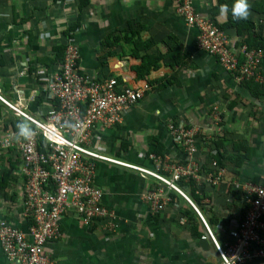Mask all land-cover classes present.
Returning <instances> with one entry per match:
<instances>
[{
  "label": "crops",
  "instance_id": "crops-1",
  "mask_svg": "<svg viewBox=\"0 0 264 264\" xmlns=\"http://www.w3.org/2000/svg\"><path fill=\"white\" fill-rule=\"evenodd\" d=\"M177 2L89 0L80 10L79 0H0L1 97L43 117L55 103L45 94L44 77L59 67L58 48L71 43L79 52L81 74L95 79L115 76L122 86L143 91L120 123L96 124L88 146L167 178L176 167L197 169V178L189 176L198 184L195 192L188 178L183 180L182 192L192 205L152 175L97 160L94 182L112 216L84 226L72 213L64 214L60 237L45 246L53 264H223L213 241L203 237L201 217L223 246L244 214L245 187L261 182L264 90L253 95L214 56L196 46L198 29L177 13ZM217 4L218 0H192L198 15L222 24L226 14L223 7L215 10ZM248 17L264 33V13L249 8ZM129 28L135 31V43L124 39ZM225 32L236 48L242 36L234 28ZM112 35L118 42L108 49L105 41ZM146 42L151 46L144 48ZM147 54L161 57L140 77L137 68ZM260 70L264 83V54ZM20 120L27 122L0 100V137L9 132L14 138ZM171 123L195 131L193 154L175 141ZM215 147L222 151V165L217 166L222 176L212 185L207 177L215 172L211 164ZM20 165L13 152L0 157V174L11 176L7 197L0 192V219L25 231ZM8 192L14 193L13 199ZM154 193L164 202L162 209L153 208ZM194 195H205L199 207ZM109 222L112 228L106 226ZM0 264H15L1 247ZM244 264L264 262L253 257Z\"/></svg>",
  "mask_w": 264,
  "mask_h": 264
},
{
  "label": "built area",
  "instance_id": "built-area-1",
  "mask_svg": "<svg viewBox=\"0 0 264 264\" xmlns=\"http://www.w3.org/2000/svg\"><path fill=\"white\" fill-rule=\"evenodd\" d=\"M176 11L186 22L196 26V46L214 56L239 82L260 78L261 50L248 49L245 43L234 48L228 34L211 19L198 15L192 0H178ZM242 60H239V56ZM79 52L67 43L58 69L45 79V94L54 105L37 118L16 104L0 96V100L31 125L35 134L17 140L9 132L0 137V157L19 156V174L22 179V217L27 222L25 231L6 218L0 219V247L15 264H53L45 252L46 244L61 235V219L68 212L81 225L111 217V211L102 203L103 191L95 184V162L104 160L133 168L154 176L169 189L182 194L175 184L181 176L198 177L197 169L189 165L176 167L167 178L157 170H150L114 157L103 155L88 146L91 131L96 124L104 126L120 123L123 113L143 95V91L122 86L115 76L95 79L79 72ZM170 132L188 153L196 151L195 131L169 124ZM215 172L207 182L216 185L222 176L215 161ZM154 196L152 206L162 209L164 202ZM245 211L230 229V240L218 244L209 226L201 217L206 235L216 248L223 264H244L257 257L264 262V168L259 184H247L243 198ZM106 226L112 228L109 222Z\"/></svg>",
  "mask_w": 264,
  "mask_h": 264
},
{
  "label": "trees",
  "instance_id": "trees-1",
  "mask_svg": "<svg viewBox=\"0 0 264 264\" xmlns=\"http://www.w3.org/2000/svg\"><path fill=\"white\" fill-rule=\"evenodd\" d=\"M88 2H89V0H79V9L81 10L84 6H86L88 4ZM248 4H249V8L251 10H253L254 12L264 13V0H258V1L254 0L252 2L248 1ZM225 5H227L228 8L231 9L232 0H218V4H217V7L215 10L217 11L219 8L224 7ZM212 14H215V12L213 11ZM215 23L224 31H225V29L234 28L236 33L242 36V39L239 42L240 44L245 43L247 45L248 49H254V50L259 49L264 54V33L262 31H260L259 28H257V25H256L254 20L250 19L249 17H247V19H244V20H234L231 16L230 11H229L226 14V21L225 22H223L222 24H219L215 21ZM72 28H73V25L70 26L68 29H72ZM129 30H130V33L129 34L126 33L124 39H127L128 41L135 43L137 40H134L132 38V35H133V33H135V31H133L131 28H129ZM117 42H118V37L116 35H112V36L106 38L105 46L109 49V48H112L113 46H115L117 44ZM151 43L152 42H146L143 47L144 48L149 47V46H151ZM58 49H59V51L61 50L59 52V57L61 60L65 46H61ZM110 54H111V52H110ZM160 57H161V55H157V56H150V54L143 55L144 62L139 68H137L138 75L140 77H144L146 75V73L150 70L151 66L156 67L158 65L157 63H158V60L160 59ZM262 57H261V59H262ZM239 60L240 61L242 60L241 55L239 56ZM260 63H261V60H260ZM260 73L262 74L261 70H260ZM242 84H245L253 95L258 96L264 90L263 76L261 79L250 78L248 80H244V81H242ZM218 148L215 147V151L212 155V159H214V161H216L218 166H221L222 165L221 159L223 156H222L221 149L220 148L218 149ZM10 178H11V176H7L6 173L0 174V192H2V195L4 196V198L7 197V189H8ZM186 178H188L187 179L188 183L190 185H192L191 190L192 191L196 190V186L198 188V184L195 181L196 179L189 177V176L188 177L187 176L180 177L178 180L175 181V184L182 191H184L183 190V188H184L183 180ZM200 181L202 183L204 182L203 180H200ZM171 190L174 191L173 189H171ZM193 194L194 193H191L190 196H192ZM244 195H243V198H244ZM8 197L13 199L14 193L10 192V194H9V192H8ZM204 197H205V195H197V196L194 195L193 196V202L196 204L197 207H199V201L203 200ZM191 211H193V210H191ZM242 215H243V213L241 214V217H242ZM190 216H191V214H190Z\"/></svg>",
  "mask_w": 264,
  "mask_h": 264
},
{
  "label": "clouds",
  "instance_id": "clouds-1",
  "mask_svg": "<svg viewBox=\"0 0 264 264\" xmlns=\"http://www.w3.org/2000/svg\"><path fill=\"white\" fill-rule=\"evenodd\" d=\"M222 12L227 14L229 11L234 20H244L247 19L249 14V4L248 0H232L231 9L225 5ZM263 55V53H262ZM262 78V77H261ZM242 82V81H241ZM35 134L33 128L27 122L20 120L17 122L16 131L14 133V138L17 140L28 139ZM175 191V190H174ZM206 233V231H205ZM205 236V235H203Z\"/></svg>",
  "mask_w": 264,
  "mask_h": 264
},
{
  "label": "rangeland",
  "instance_id": "rangeland-1",
  "mask_svg": "<svg viewBox=\"0 0 264 264\" xmlns=\"http://www.w3.org/2000/svg\"><path fill=\"white\" fill-rule=\"evenodd\" d=\"M232 75L234 76V78H235V75L232 73Z\"/></svg>",
  "mask_w": 264,
  "mask_h": 264
}]
</instances>
